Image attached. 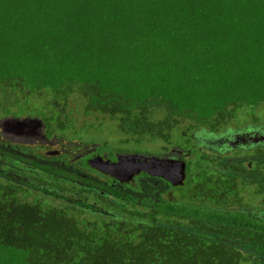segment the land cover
<instances>
[{
  "label": "trees",
  "instance_id": "16d2710c",
  "mask_svg": "<svg viewBox=\"0 0 264 264\" xmlns=\"http://www.w3.org/2000/svg\"><path fill=\"white\" fill-rule=\"evenodd\" d=\"M73 91L136 141L169 143L187 123L188 144L218 150L193 171L176 146L192 155L183 185L159 179L175 201L70 188L54 168L0 158V264H264V214L241 194L264 203V0H0V145L26 144L1 123L29 95ZM238 111L252 119L233 131ZM89 195L97 205L81 206Z\"/></svg>",
  "mask_w": 264,
  "mask_h": 264
},
{
  "label": "rangeland",
  "instance_id": "374dc122",
  "mask_svg": "<svg viewBox=\"0 0 264 264\" xmlns=\"http://www.w3.org/2000/svg\"><path fill=\"white\" fill-rule=\"evenodd\" d=\"M45 95L47 94H44V96L29 95V99L27 98L26 104L23 106L25 107L26 111L19 117L20 119H39L42 122L43 117L57 114V118L64 121V124L58 126L53 121H50L49 124L47 122L43 123L45 126L44 134L46 135L47 139L50 138V135H53V137L55 136V138H57V141L55 142L56 144L46 145L37 138L34 139V142L37 143H35L33 146H31L33 144L32 142H25L26 144L23 145L12 144V146L1 144L0 158H13L22 160L21 163L23 166H29L34 162L43 166L54 168L55 170L62 172L60 178L61 180L65 181V185L67 187H85L93 190V192L100 191L101 193L105 192L103 190L104 187L112 188L109 182H106L102 178L98 179L97 175L91 173L87 169L78 168V166L81 164L79 162L76 163L75 161L78 159L77 155L87 151L90 148H93L92 145L98 147L95 148L97 150V154L103 153L108 157H111L113 153L117 152L159 157L164 153L170 152V150L176 146H180L184 149L190 147V151L194 154L193 159H191V167L193 171L199 168L200 157L208 156L205 153L208 151L205 147L200 146V148L196 150L192 140L188 144L186 139L180 135L183 132L182 128H185L187 123L181 124L180 127L171 134L169 143L152 141L149 139H139V141H136V139H133L131 136L126 135V133L121 132L118 127L117 120L110 119L108 116L99 114L85 115L84 106L86 101L76 91L71 92L65 101L57 99V103H54V101L51 102V97ZM0 99L5 101L4 105L9 103V95H4L0 97ZM50 102L53 106H50ZM13 110H15V108H13ZM247 112L238 111L237 113V121L243 123L244 125L240 124L241 126L238 128L236 125H234V122H230V125L227 127H231L233 128V131H236L247 126L248 124L246 123H250L252 119L251 115L247 114ZM254 113L260 121H264V102L256 107ZM184 136L187 137L188 134H185ZM56 150L59 151L57 156L51 154V152ZM61 150H66L67 155H65V157H62V154L60 155ZM190 151L189 156L191 154ZM245 151L246 150L243 149L241 151L236 150L235 152H232V154L237 157L239 153H245ZM229 156L232 157L231 155ZM188 157H183L184 161H187ZM190 157L192 158V155ZM201 164L202 167L206 166L204 162H201ZM249 164L252 165L253 163L243 161V165L252 170L254 166ZM37 172L42 173L40 170ZM66 174L69 177L65 176ZM10 175L13 180L21 181L20 177L9 173V176ZM43 176L45 179L49 178L47 174ZM88 181L91 182L92 185H90ZM113 189L120 190L137 198L152 196L154 199L160 201L163 199V196L170 198L172 196L173 201L176 199V196L173 193H168V185L158 179L149 177H138L135 182H131L123 187H113ZM246 190L247 189L244 188V190L241 191L244 202L246 204H250V208L253 210L254 208H257L254 211L262 212V214H264V203L262 202V199H253L251 195L247 194ZM250 190L252 191V188H250ZM177 191L179 190L174 191V193L176 194ZM69 196L72 197L71 194ZM89 198L87 199V202H95L92 196L89 195ZM73 199L77 200V198ZM179 200L181 199H178V201ZM54 203H59V200Z\"/></svg>",
  "mask_w": 264,
  "mask_h": 264
},
{
  "label": "water",
  "instance_id": "95a60500",
  "mask_svg": "<svg viewBox=\"0 0 264 264\" xmlns=\"http://www.w3.org/2000/svg\"><path fill=\"white\" fill-rule=\"evenodd\" d=\"M41 125L42 122L39 119L31 118H10L1 123L3 132L10 134L17 133V135H22V131L28 128L37 130ZM238 135L239 134H236V137H238ZM218 139L219 141H227L226 138L221 136L216 140ZM87 165L121 183H128L141 173L161 179L172 187L182 186L186 178V164L184 161L171 158H159L157 156L133 154L121 156L118 158L117 162H111L96 157L89 160Z\"/></svg>",
  "mask_w": 264,
  "mask_h": 264
},
{
  "label": "flooded vegetation",
  "instance_id": "af4514ba",
  "mask_svg": "<svg viewBox=\"0 0 264 264\" xmlns=\"http://www.w3.org/2000/svg\"><path fill=\"white\" fill-rule=\"evenodd\" d=\"M44 128H45V126L42 124L39 127V129H37V130H35L34 128H32L33 130H31V129L28 128L29 130L28 129H25V130L22 131V133H23L22 135H17V133H12L10 135H13L14 138H15L14 140L16 142H19V143L32 142L34 144L35 143L34 142V139L37 138L38 140H40L41 142H43L46 145L47 144H51V145L56 144L55 142L57 141V138H55V136H54V137H50V138L47 139V137L44 135ZM192 142L195 145L204 146L208 150V151H206V153L211 152L213 154H216L215 152H217V149H215V147H213V146H210L209 144L207 145V142H205V140H201V139H196L195 140L194 139V140H192ZM92 146H93V148H90L87 151L82 152L79 155H77L78 156V159H76V160L74 159L76 161V163L79 162L81 164L80 166H78V168L87 169L91 173L97 175L98 176V179L99 178H102L106 182H109L110 183V186L112 187V189H113V187H117L118 188V186L123 187V186L127 185V183L118 182L117 180L113 179L112 177L107 176V175H103L102 173H100V172L96 171L95 169L89 167L87 165V162L89 160H91V159L96 158V157H100L103 160H109L111 162H117V160H118L119 157H121V156H127V155H133V154H129V153H126L125 154V153L117 152V153H113V155L111 157H108L106 154H103V153L102 154H97L96 153L97 150L95 148H98V147L97 146L95 147L94 145H92ZM57 153H59L58 150L51 152V154H53L55 156H57ZM61 154H62V157H65V155H67L66 150H61L60 151V155ZM185 156H187V157L189 156V151H183L180 147H174V148H172L170 150V152H167V153H164V154L160 155L159 158H171V159H175V160L184 161L183 157L185 158ZM65 159H67V158H65ZM72 160H73V158H72ZM144 175L145 176H143L142 173H141L140 175H137L136 178L137 177H149V178H153V177L147 176L146 174H144ZM156 179H158V178H156ZM133 180L130 181V182H128V184L131 183V182H133ZM83 202L85 204H89V206H95V205H97L96 203H88L86 199L79 200V204L81 206H82Z\"/></svg>",
  "mask_w": 264,
  "mask_h": 264
}]
</instances>
